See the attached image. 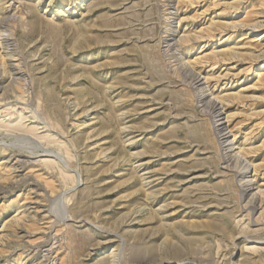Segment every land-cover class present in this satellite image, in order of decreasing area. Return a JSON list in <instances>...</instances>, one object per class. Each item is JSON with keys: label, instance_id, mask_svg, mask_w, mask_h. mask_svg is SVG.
<instances>
[{"label": "rangeland", "instance_id": "1", "mask_svg": "<svg viewBox=\"0 0 264 264\" xmlns=\"http://www.w3.org/2000/svg\"><path fill=\"white\" fill-rule=\"evenodd\" d=\"M263 62L264 0H0V264H264Z\"/></svg>", "mask_w": 264, "mask_h": 264}, {"label": "bare ground", "instance_id": "2", "mask_svg": "<svg viewBox=\"0 0 264 264\" xmlns=\"http://www.w3.org/2000/svg\"><path fill=\"white\" fill-rule=\"evenodd\" d=\"M234 26V25H233ZM243 26V25H242ZM244 27V26H243ZM257 40H259V39H257ZM232 52V51H231ZM236 51H234L233 50V54H236L235 53ZM251 55V57L252 56H255L254 55V53H251L250 54ZM257 71H264V62L261 64V65H259V67L257 68ZM217 107V106H216ZM218 111V110H217ZM219 113H218V117L219 116H221V114H220V111H218ZM25 118V117H24ZM1 122V121H0ZM5 124V123H4ZM10 124V123H9ZM13 126V125H12ZM9 127H11V126H9ZM5 128V127H4ZM12 128V127H11ZM28 131V130H27ZM33 131V130H32ZM227 144V143H226ZM227 146V145H226ZM246 152H245V149H243V148H239V150H238V153L237 154H239L238 156H240L241 158H243L244 157V154H245ZM244 159H246V158H244ZM244 163L243 164H245V171L243 172V174H245L244 176H243V180L245 181V186H246V188H247V191H251V190H254L255 188V185L256 184H253V181L254 180H252V178H251V180L250 179H248V176H247V171H248V168H249V165L248 164H246L245 163V160L243 161ZM247 162V161H246ZM255 182V181H254ZM257 189H258V192H260V195L264 192V186L263 185H258L257 187H256ZM255 193H253V195H254ZM262 196V195H261Z\"/></svg>", "mask_w": 264, "mask_h": 264}]
</instances>
